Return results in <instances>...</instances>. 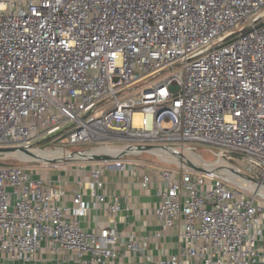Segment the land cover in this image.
<instances>
[{
  "label": "built area",
  "instance_id": "obj_1",
  "mask_svg": "<svg viewBox=\"0 0 264 264\" xmlns=\"http://www.w3.org/2000/svg\"><path fill=\"white\" fill-rule=\"evenodd\" d=\"M62 140L94 147L38 154ZM3 149L7 260L30 263L44 243L78 264L115 260L117 229L87 231L82 220L101 210L115 223L122 201L104 175L139 177L147 165L140 185L157 174L162 229L183 222L180 251L164 264L264 262V193L254 189L264 187V0H0ZM18 153L45 168L79 161L88 175L70 193L39 169L3 163ZM148 239L130 235L127 253L144 257Z\"/></svg>",
  "mask_w": 264,
  "mask_h": 264
},
{
  "label": "crops",
  "instance_id": "obj_2",
  "mask_svg": "<svg viewBox=\"0 0 264 264\" xmlns=\"http://www.w3.org/2000/svg\"><path fill=\"white\" fill-rule=\"evenodd\" d=\"M147 173H150L149 168L143 170L139 177H134L130 172H107L104 179L108 185V191L121 198L122 212L116 217L115 223L105 211L101 210H91L82 220V227L87 231L115 227L119 232L122 244L118 249V257L108 264H164L170 255L180 251L182 246L180 232L183 222L178 221L175 228L162 229V223L155 214L160 203L159 178L155 174L153 184L144 189L140 181L142 175ZM86 175L88 174L80 171L79 166L60 172L43 171L38 174L41 179L52 185H62L70 193L76 189V182ZM64 203L72 204L71 194L65 198ZM159 232L162 233V237L156 238L155 234ZM130 235L149 238L143 244L146 248L144 257L136 253H127L125 241ZM53 248L55 249L52 244L44 243L37 258L27 264H78L73 251L66 249L55 251ZM0 264H23V262L7 260L0 253Z\"/></svg>",
  "mask_w": 264,
  "mask_h": 264
},
{
  "label": "rangeland",
  "instance_id": "obj_3",
  "mask_svg": "<svg viewBox=\"0 0 264 264\" xmlns=\"http://www.w3.org/2000/svg\"><path fill=\"white\" fill-rule=\"evenodd\" d=\"M116 144L118 145L119 143H116ZM63 146H66L67 151L71 152V153L86 150V149H91L92 147H94L93 145H87V146L70 145L69 142L66 140H62V142L55 141L54 144L49 143L47 141H44V142L39 144L40 148H46L48 151H54L58 148H62ZM198 154L202 155L204 157V159L209 161V162L216 161V159H217V157L212 153V150H210V149L199 148ZM143 160L146 164H147V162L150 163V165H152V169L154 171H157V172L162 171L161 162L157 158L153 157L152 155L145 154L143 156ZM3 163L9 164V165H18V166H22L25 168L39 169V172H43V171L60 172L62 170H68L70 167H73V166H79V161L69 162L68 164H65L66 162H63V163H60L57 167L56 166H50L47 168H45V164L43 162L32 163V162H25V161L20 160V159H14V160L9 159L7 162H3ZM62 164H65V165H62ZM143 166L150 168V166H147V165H143Z\"/></svg>",
  "mask_w": 264,
  "mask_h": 264
},
{
  "label": "bare ground",
  "instance_id": "obj_4",
  "mask_svg": "<svg viewBox=\"0 0 264 264\" xmlns=\"http://www.w3.org/2000/svg\"><path fill=\"white\" fill-rule=\"evenodd\" d=\"M140 119V117L139 116H137V120H139ZM38 154L40 155V156H44V157H51V156H65L67 153H65V151H62V150H59V151H54V152H38ZM189 155V154H188ZM190 156V158H192L194 161H196V162H203V160L200 158V157H196L195 155H189ZM17 157L19 158V159H22V160H25V161H30V160H32V158L31 157H29V156H27V155H23V154H21V153H18L17 154ZM241 185H246V186H250L249 184H246V183H244V182H241L240 183ZM253 188V187H252ZM254 189H256L258 192H261V193H264V187H259V188H254Z\"/></svg>",
  "mask_w": 264,
  "mask_h": 264
},
{
  "label": "water",
  "instance_id": "obj_5",
  "mask_svg": "<svg viewBox=\"0 0 264 264\" xmlns=\"http://www.w3.org/2000/svg\"><path fill=\"white\" fill-rule=\"evenodd\" d=\"M8 151H10V149H3V150H0V152H8ZM94 160H104V159H107L108 157H104V156H102V157H95V156H93L92 157Z\"/></svg>",
  "mask_w": 264,
  "mask_h": 264
}]
</instances>
